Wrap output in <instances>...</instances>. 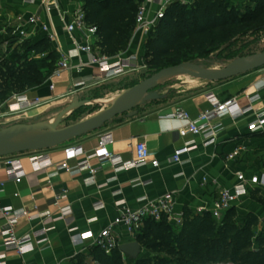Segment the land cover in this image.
<instances>
[{
    "label": "crops",
    "instance_id": "0c3cea01",
    "mask_svg": "<svg viewBox=\"0 0 264 264\" xmlns=\"http://www.w3.org/2000/svg\"><path fill=\"white\" fill-rule=\"evenodd\" d=\"M188 1V4H191L194 0ZM225 1L230 5H236L246 0ZM143 2L142 0L140 5ZM162 3L163 0L146 2L148 20L155 18ZM80 7L85 9L84 0L81 5L74 0H0V60L8 57L11 51L20 48L16 36L21 27L18 19L28 20L34 15L39 16L42 24L56 36L55 41H50V52L59 56L75 54L74 41L80 42V35L79 33L70 35L66 27L71 24L75 12ZM21 28L28 33L26 43L38 44L47 37L40 27L25 25ZM145 39L146 35L138 32L135 26L129 48L118 56L124 60L136 58L140 63L139 52ZM1 43H4V46ZM6 45L8 47L4 49ZM4 50L6 53L2 57L1 51ZM47 54H44L45 57ZM41 57L44 58L43 55ZM28 58L38 57L30 53ZM89 61V55L80 53L71 60V70L62 72L57 77L50 76L45 84L26 92L29 98H40L45 104L19 115L14 122L46 123L65 109L74 97L90 100L84 96L85 90L111 80L96 82L94 77L99 71L96 67L90 66ZM51 85L55 87L53 90ZM126 90L114 96V99ZM209 94H213L220 101L235 99L240 108L246 109L250 106L252 109L242 118L226 117L217 121L216 141L208 147L204 146L201 137L182 139L179 130L163 133L160 131L159 119L174 113L177 109H184L192 119L210 110L211 105L207 99ZM106 95L108 96L103 97L110 96ZM166 102L167 100L163 103ZM144 106L138 109V115L134 118L122 116L102 130L61 147L0 158V183L3 185L0 197L3 205L17 211H26L31 217L50 213V217L32 221L22 218L17 223L15 233L19 237L46 229L47 241L25 256H20L15 251H7L5 264H102L96 258L98 255L96 247L89 243H80L78 235L89 231L99 234L109 227L118 216L117 202L124 201L129 208L136 210L149 201L166 194H174L176 200L174 211L180 216L185 209L195 213L199 208L206 210L213 208L222 190L230 189L237 184L238 173H243L247 178L254 174L264 175V131L250 133L248 130L249 123L264 113V68L213 83V86L204 88L193 96L167 103L150 114H142ZM56 107L58 109H55ZM105 135H110L113 139L107 147L108 150L121 155L125 162L132 161L135 158V146L139 142H145L151 159L158 161L160 166L154 168L148 163L133 169H116L109 163L102 164L99 159L93 158L90 160L91 166L99 168L93 180L88 171L78 173L58 169V165L66 159L65 148L83 145L90 156L97 149L98 139ZM190 140L197 142L198 149L183 155L180 163L173 162L175 151ZM235 152L238 155L230 159ZM33 156L48 157L54 165L36 171L30 160ZM12 160L19 161L25 172V177L19 184L10 178L7 162ZM83 160L85 157L72 159L68 162L69 167L75 170ZM16 194L18 196H15ZM252 194L264 196V190L250 192L233 208L238 213L233 222L239 227H244L246 216L254 213L250 202ZM66 208L70 210L71 215L63 217L62 211ZM263 216L264 209L256 214L259 222ZM168 222L179 229L173 220ZM6 225L7 221L1 219L0 233ZM116 236L120 245L136 242L130 239L122 227L116 230ZM4 250V240L0 237V253ZM154 256L156 253L143 248L140 258ZM123 258L125 261L129 260L124 255Z\"/></svg>",
    "mask_w": 264,
    "mask_h": 264
},
{
    "label": "trees",
    "instance_id": "16d2710c",
    "mask_svg": "<svg viewBox=\"0 0 264 264\" xmlns=\"http://www.w3.org/2000/svg\"><path fill=\"white\" fill-rule=\"evenodd\" d=\"M84 1L88 23L98 27L96 47L110 58L125 52L136 26V15L142 0ZM248 1L255 7L245 14L225 0H194L188 5H170L164 19L151 33L156 50L153 53L154 64L173 53L177 55L173 66L190 61L188 54L178 48L202 56L215 46L229 43L234 33L246 36L263 32L264 0ZM191 13L197 18L187 16ZM50 43L47 37L38 44L28 42L22 50L15 49L0 60V102L46 83L60 59L58 54L50 52ZM30 53L38 58L29 59ZM45 53L48 54L42 58ZM169 99L166 96L154 102L163 103ZM83 109L76 110L71 117L76 118ZM233 210L227 213L222 222H216L208 212L198 214L185 209L179 229L173 227L166 218L159 222L147 220L135 241L143 248L147 245V249L156 253V256L125 261L119 250L106 255L96 248L99 261L102 264H264V231L255 233L259 225L258 217L248 215L245 226L239 227L231 220Z\"/></svg>",
    "mask_w": 264,
    "mask_h": 264
},
{
    "label": "built area",
    "instance_id": "2783aa9c",
    "mask_svg": "<svg viewBox=\"0 0 264 264\" xmlns=\"http://www.w3.org/2000/svg\"><path fill=\"white\" fill-rule=\"evenodd\" d=\"M143 4L139 6L136 15V30L148 36L159 26L161 21L166 15L167 8L174 3L188 4V0H163L161 9L157 12L153 20L147 18V6L146 2L149 0H143ZM75 3L81 5L83 0H74ZM21 22V27L30 25L34 27H40L47 38L50 41H55L56 36L49 32L47 26L42 24L41 18L37 15L30 17L28 20L22 18L18 19ZM20 27L17 35V42L22 44L27 40V32ZM67 33L73 35L79 33L80 42H75V54H61L60 59L56 64V68L51 74V77L60 76L62 72L72 69L71 60L78 56L80 53L89 55V64L92 67H96L100 74L96 75L94 79L96 82L110 81L120 78L128 73L135 72L139 69V63L136 58H130L127 60L121 59L119 56L116 58H110L101 53V50L96 47L98 42V27L88 23L86 19V12L83 7H80L74 14L73 21L66 27ZM45 57V55H43ZM55 87L51 85L53 90ZM207 99L210 102L211 109L202 112L198 118L192 119L184 109H177L174 113L180 118H186L189 120V124L184 131H179V135L182 139L189 137H201L203 139L204 146L208 147L215 143L218 126L217 121H220L226 117H232L239 119L251 111V107L242 109L238 106L235 99H229L226 101H220L213 94L207 95ZM45 102L40 98L31 99L27 93L14 94L8 100L0 102V127L3 126L4 121L11 117H17L30 110L43 106ZM8 122V121H6ZM248 130L250 133H259L264 131V113L258 115V117L249 123ZM113 142L110 135L102 136L98 139L97 149L95 153L88 156L87 150L83 145H71L65 148L66 159L63 163L58 165L59 170H66L68 172H83L88 171L92 176V180L99 171V168L91 166L90 160L93 158L99 159L103 163H109L116 169H133L151 163L154 168L160 166L158 161L151 159L150 151L145 142H139L135 146V158L132 161L125 162L121 155L114 154L108 150V146ZM198 149V144L195 140L187 141L181 148L177 149L172 157L173 162L180 163L181 158L185 154H190L194 150ZM238 155L237 152L230 156V159H234ZM85 157V160L79 163L77 168L72 169L69 167L68 162L72 159H80ZM31 163L36 171L45 170L52 167L54 164L45 156H33L31 157ZM9 167L10 178L16 183H21L25 177V172L19 161L12 160L7 162ZM90 179L89 181L92 182ZM3 185L0 183V192ZM255 190H264V175L254 174L250 178H247L243 173L237 174V184L230 189L222 190L220 197L215 202L213 208L206 210L199 208L195 213L203 214L208 212L210 216L216 222H222L227 213L238 205L241 199ZM15 196H18L17 194ZM65 196V195H64ZM64 196L62 198H64ZM175 195L166 194L158 199L147 202L141 208L132 210L127 206L124 201L116 203V209L118 216L114 222L99 234H95L91 231L78 235V241L80 243H89L96 248H99L106 255L112 254L114 251L119 250L120 243L116 236V230L120 227L125 229L132 241L136 240L137 235L144 227L147 220H153L155 222L161 221L163 218L167 220H173L178 226L183 223V215L177 216L175 214ZM63 217L71 215L70 210L67 208L62 211ZM50 217V213H44L37 217H31L26 211H17L11 207H5L0 197V220L5 219L7 225L5 229L0 233V237L4 240V252L0 253V264H5L7 251H15L20 256H25L35 251V249L46 243L48 230L43 229L39 232H31L30 234L19 237L15 233V226L22 218H28L31 221L34 219H41Z\"/></svg>",
    "mask_w": 264,
    "mask_h": 264
},
{
    "label": "water",
    "instance_id": "95a60500",
    "mask_svg": "<svg viewBox=\"0 0 264 264\" xmlns=\"http://www.w3.org/2000/svg\"><path fill=\"white\" fill-rule=\"evenodd\" d=\"M263 68L264 52L237 59L221 69H210L192 62H184L162 69L127 89L115 99L102 97L80 100L76 96L65 109L49 122L16 123L0 129V158L55 149L98 132L122 116L134 118L138 115L140 107L166 98V95H162L156 88L167 80L190 76L204 82L216 83ZM96 106L101 107V109L92 116L73 124L63 125L76 110ZM119 251L127 259L135 261L141 257L143 247L138 242H131L121 245Z\"/></svg>",
    "mask_w": 264,
    "mask_h": 264
},
{
    "label": "rangeland",
    "instance_id": "374dc122",
    "mask_svg": "<svg viewBox=\"0 0 264 264\" xmlns=\"http://www.w3.org/2000/svg\"><path fill=\"white\" fill-rule=\"evenodd\" d=\"M231 7L235 8L236 10H239L242 14L243 13L245 14L250 9H253L255 5H250L249 1L246 0L242 3H237L236 5H232ZM187 16L192 17L193 19L197 18V16L193 13L189 15L187 14ZM234 34H235L234 38L229 43L221 46H215L214 49L208 51L206 54L202 56L197 54H189L187 50L183 48L182 49L178 48V49H180L179 51H181L182 53L186 52V54H188V59L190 60L188 62H192L210 69L225 68L237 59L264 52V31L258 35H253L252 33L246 36L244 34H239V33H234ZM151 37H152L151 34L146 36L143 46L141 47L142 50H140L139 52L140 67L137 71L128 73L120 78L111 80L110 82H106L105 84H100V86L89 88L84 91V96L88 97L89 99H96L99 97L102 98L103 96H108L106 94H109L110 96L107 97V99H113L114 96L120 94L125 89H128L138 84L139 82L153 76L159 70L173 66L172 64H175L174 60L177 59V55L174 53L168 57H164L160 59L159 63L154 64L153 53L156 50L152 40L153 37L152 38ZM131 40L129 42V45L131 43ZM1 44L3 45L4 43ZM25 44L26 42L19 44L21 50L23 49L22 47ZM7 47L8 46L6 45L4 49H7ZM13 51H11L9 55ZM5 53H6L5 50L1 51L2 57L5 56ZM121 54H124V52H121L119 55ZM98 74H100V72H98ZM211 86H213V83L211 82H204L202 80L190 76H182L167 80L166 82L160 84L156 88V90L160 92L162 95H166L170 97V101H167L166 103H157V102L147 103L145 104L144 109H142V114L153 113L155 110L159 109L160 107H163L167 103L193 96L204 90V88H208ZM55 109H58V107H56ZM99 109H100L99 107L85 108L77 114L76 118H72L70 116L69 120H67L63 125L66 126L75 123V121H81L85 118H88L89 116L95 114ZM17 117H11L5 120L3 126L0 127V129L16 124L14 122L15 121L14 119H16ZM250 202L252 203L253 206L252 209L254 213L248 214L249 216L250 215L256 216L258 211H262V209H264L263 195L252 194L250 197ZM248 215L246 216V219ZM237 216L238 213L236 212V210H233L231 212V220L234 221L237 218ZM239 222L241 223L240 220ZM263 231H264V216L262 219H260L259 225L255 228V233L259 234L262 233ZM144 249L152 253V251L147 249V245L144 246ZM96 258L99 260L98 255H96Z\"/></svg>",
    "mask_w": 264,
    "mask_h": 264
},
{
    "label": "clouds",
    "instance_id": "9594fccd",
    "mask_svg": "<svg viewBox=\"0 0 264 264\" xmlns=\"http://www.w3.org/2000/svg\"><path fill=\"white\" fill-rule=\"evenodd\" d=\"M189 124V120L186 118H180L175 114H169L168 116H163L158 121V126L160 131L170 132V131H184L187 125Z\"/></svg>",
    "mask_w": 264,
    "mask_h": 264
}]
</instances>
